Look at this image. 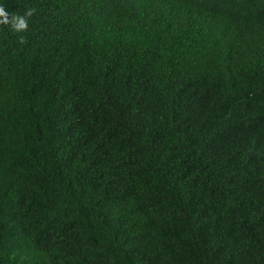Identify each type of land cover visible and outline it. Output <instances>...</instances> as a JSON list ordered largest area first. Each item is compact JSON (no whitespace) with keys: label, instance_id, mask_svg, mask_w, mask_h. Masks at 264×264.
I'll return each instance as SVG.
<instances>
[{"label":"trees","instance_id":"1","mask_svg":"<svg viewBox=\"0 0 264 264\" xmlns=\"http://www.w3.org/2000/svg\"><path fill=\"white\" fill-rule=\"evenodd\" d=\"M0 5V264H264V0Z\"/></svg>","mask_w":264,"mask_h":264},{"label":"clouds","instance_id":"2","mask_svg":"<svg viewBox=\"0 0 264 264\" xmlns=\"http://www.w3.org/2000/svg\"><path fill=\"white\" fill-rule=\"evenodd\" d=\"M35 13L36 9L30 7L23 15L16 13L10 14L4 6L0 5V25L9 26L15 33L27 32L29 28L28 19ZM18 39L21 44L27 43V39L23 35H20Z\"/></svg>","mask_w":264,"mask_h":264}]
</instances>
